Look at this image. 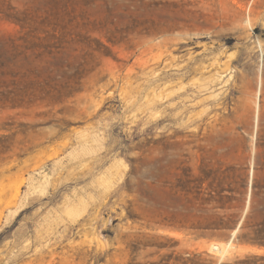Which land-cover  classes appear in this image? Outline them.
<instances>
[{"label": "rangeland", "instance_id": "1", "mask_svg": "<svg viewBox=\"0 0 264 264\" xmlns=\"http://www.w3.org/2000/svg\"><path fill=\"white\" fill-rule=\"evenodd\" d=\"M252 205L264 0H0V264L230 263Z\"/></svg>", "mask_w": 264, "mask_h": 264}, {"label": "trees", "instance_id": "2", "mask_svg": "<svg viewBox=\"0 0 264 264\" xmlns=\"http://www.w3.org/2000/svg\"><path fill=\"white\" fill-rule=\"evenodd\" d=\"M253 188H254V200H255V198L258 195L257 191H255L258 188L257 183H255L253 185ZM221 192H223V191H221ZM186 193L188 195L194 194V199H196L198 201L202 200L203 202L210 203L214 200L213 197H211L210 199L202 198L201 189H197V191H195V192H193L192 189H188L186 191ZM255 213H256L255 205H254V208L252 205L251 209H250L249 213L246 215L243 223L241 225H239V227H238V229L241 231V233L238 236V239L241 242L251 243L253 245L264 247V217L261 221H257L254 223L252 221V219L254 218ZM261 213H264V209L261 211ZM235 227L236 226H234V227L222 226V227H217V229H228V228H235ZM247 229H249L250 231L244 233L245 230H247ZM197 259H198V256L195 255L192 259H189L188 262L192 263V264H199V262H197ZM179 260H181V258ZM222 264H264V255L250 254V255L245 256L244 258L237 259L234 262L222 263Z\"/></svg>", "mask_w": 264, "mask_h": 264}, {"label": "bare ground", "instance_id": "3", "mask_svg": "<svg viewBox=\"0 0 264 264\" xmlns=\"http://www.w3.org/2000/svg\"><path fill=\"white\" fill-rule=\"evenodd\" d=\"M236 232H237V231H236ZM236 232H235V233H236ZM227 245H231V241L228 242ZM247 249L250 250L252 253H257V254L264 253V251H261V250H259V249H257V248H250V249H249V247H248ZM213 250H214L215 252H217V253H221L222 255H224L225 252H226V250L222 249V247H221V249H218L216 246H213Z\"/></svg>", "mask_w": 264, "mask_h": 264}]
</instances>
